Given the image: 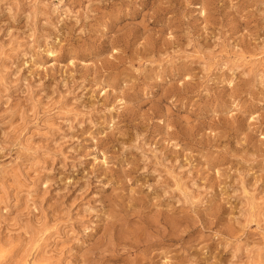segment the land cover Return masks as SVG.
I'll return each instance as SVG.
<instances>
[{"label": "clouds", "instance_id": "clouds-1", "mask_svg": "<svg viewBox=\"0 0 264 264\" xmlns=\"http://www.w3.org/2000/svg\"><path fill=\"white\" fill-rule=\"evenodd\" d=\"M0 264H264V0H0Z\"/></svg>", "mask_w": 264, "mask_h": 264}]
</instances>
